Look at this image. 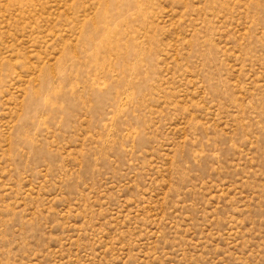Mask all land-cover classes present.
<instances>
[{
    "label": "rangeland",
    "instance_id": "1",
    "mask_svg": "<svg viewBox=\"0 0 264 264\" xmlns=\"http://www.w3.org/2000/svg\"><path fill=\"white\" fill-rule=\"evenodd\" d=\"M0 264H264V0H0Z\"/></svg>",
    "mask_w": 264,
    "mask_h": 264
}]
</instances>
